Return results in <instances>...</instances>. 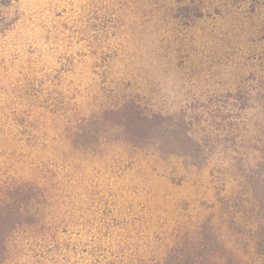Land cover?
<instances>
[{"label": "rangeland", "instance_id": "rangeland-1", "mask_svg": "<svg viewBox=\"0 0 264 264\" xmlns=\"http://www.w3.org/2000/svg\"><path fill=\"white\" fill-rule=\"evenodd\" d=\"M208 255L264 264V0H0V264Z\"/></svg>", "mask_w": 264, "mask_h": 264}, {"label": "trees", "instance_id": "trees-1", "mask_svg": "<svg viewBox=\"0 0 264 264\" xmlns=\"http://www.w3.org/2000/svg\"><path fill=\"white\" fill-rule=\"evenodd\" d=\"M172 242H173L174 250H180L178 247H181V249L182 248H186V245H182L181 244V241L179 240V237L177 235L173 236ZM186 242H187L186 240H183V244H185ZM175 252H176V255H173L172 258H177L176 256H178V255H181L182 258L184 257L183 254L181 253V251L179 253H177V251H175ZM185 254L194 256V254L192 252L185 253ZM209 256H211L210 257L211 260H210ZM208 259H209L208 263H206V261H205V262H202L201 264H227V262H229V261L225 262L223 259H213L212 255H208ZM171 264H174V261L171 262ZM181 264H194V263L193 262L188 263L187 261H185V259H182V263ZM230 264H237V263L231 262V260H230ZM238 264H243V263H238Z\"/></svg>", "mask_w": 264, "mask_h": 264}]
</instances>
